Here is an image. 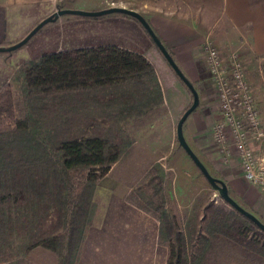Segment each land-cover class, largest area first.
Segmentation results:
<instances>
[{"label": "rangeland", "instance_id": "374dc122", "mask_svg": "<svg viewBox=\"0 0 264 264\" xmlns=\"http://www.w3.org/2000/svg\"><path fill=\"white\" fill-rule=\"evenodd\" d=\"M56 3V9L98 10V0H58ZM2 28L0 17V37L3 36ZM12 44H5L0 39V47ZM80 47H98V17L61 15L44 23L21 47L0 52V88L8 82L13 86L14 117L18 127L43 126L57 136L66 131L78 132L88 116L96 118L102 127L118 120L125 132L120 158L109 167L90 161L87 167L82 165L71 170L74 182L83 181L88 176L95 179L93 202L122 196L152 216L158 217L164 211L173 221L169 234L160 231L158 240L165 264H264V233H261L264 231L259 228L255 232L246 231L239 241L231 240L230 236L227 239L213 238V233L220 234L216 226L221 220L218 209L229 210L231 207L213 190L178 144L176 124L183 113L180 108L185 100L175 85L176 80L183 88L185 85L176 75L177 79L174 75H167L166 69L155 62L158 76L152 65L157 81L158 77L163 78L162 87L159 84L161 98L152 93L151 86L147 91L144 89L146 93L142 95L137 91L142 86L134 83L94 85L87 82L83 88L63 87L48 93L25 88L20 70L22 63L52 51ZM218 49L226 62L237 59L246 73L264 128V58L249 57L240 50L225 53ZM81 76L76 79L80 80ZM205 87L213 99L215 94L209 84L206 83ZM140 99L148 103L140 104ZM220 150L225 156L219 159L222 161L219 167H222L228 162L230 151L228 147H220ZM260 153L264 157V139ZM151 167L155 170L154 177L149 172ZM253 185L264 194V187ZM15 203L17 201L10 204ZM39 215L35 230L27 220H19L17 231L14 229L9 235L2 231L0 264H74L77 254L69 249L68 243L65 240L61 243L59 238L53 241L48 238L63 234L56 211L49 209ZM256 217L264 223L261 217ZM27 230L37 238L43 236L45 239L36 240L28 248ZM204 236L210 238V246L203 247Z\"/></svg>", "mask_w": 264, "mask_h": 264}, {"label": "crops", "instance_id": "0c3cea01", "mask_svg": "<svg viewBox=\"0 0 264 264\" xmlns=\"http://www.w3.org/2000/svg\"><path fill=\"white\" fill-rule=\"evenodd\" d=\"M57 1L0 0L3 21L0 39L5 44L20 40L56 10ZM109 7L140 13L194 85L199 104L183 124L186 141L208 171L224 180L230 196L264 220V194L244 178L240 159L232 146L228 162L219 167L220 157L225 156L213 139V127L221 114L204 50L205 44L210 42L225 53L235 50L249 57L264 58V0H98V10ZM104 45L140 53L154 66L158 76L155 62L166 69L167 75L178 78L135 18L123 14L98 17V46ZM162 81L163 78L158 77L161 87ZM206 83L215 94L213 99L209 97ZM175 85L184 97L180 108L184 112L192 96L178 79ZM162 92L166 94L163 89ZM121 198L94 201V212L74 264H165L158 242L162 231L160 221Z\"/></svg>", "mask_w": 264, "mask_h": 264}, {"label": "trees", "instance_id": "16d2710c", "mask_svg": "<svg viewBox=\"0 0 264 264\" xmlns=\"http://www.w3.org/2000/svg\"><path fill=\"white\" fill-rule=\"evenodd\" d=\"M20 70L25 88L42 93L63 87L83 88L87 82L94 85L134 83L142 86L137 90L142 95L151 86L152 93L161 98L152 64L142 54L115 45L52 51L22 63ZM80 74L81 79H76ZM12 87L8 82L0 88V234L17 231L19 220H27L35 230L40 212L52 209L56 211L63 234L48 238L52 241L59 238L61 243L65 240L77 254L94 212L95 179L88 176L74 182L71 170L82 165L87 167L90 161L105 167L117 161L125 144L124 128L116 119L102 127L96 118L88 116L78 132L66 131L54 136L43 126L21 129L14 117ZM138 101L148 103L144 99ZM5 117L13 122H7ZM154 171L153 167L149 170L153 177ZM16 201L18 204H10ZM218 210L221 220L216 226L220 234L213 233L214 239L230 236L231 240L239 241L246 231H259L232 207ZM157 218L163 232L169 234L172 219L164 211ZM25 233L28 248L36 240L45 239L37 238L31 230ZM203 239V247L210 246V238Z\"/></svg>", "mask_w": 264, "mask_h": 264}, {"label": "built area", "instance_id": "2783aa9c", "mask_svg": "<svg viewBox=\"0 0 264 264\" xmlns=\"http://www.w3.org/2000/svg\"><path fill=\"white\" fill-rule=\"evenodd\" d=\"M204 50L221 114L213 127V139L222 148L232 146L244 178L264 187V157L260 153L264 128L246 73L237 59L226 62L212 43L207 42Z\"/></svg>", "mask_w": 264, "mask_h": 264}, {"label": "water", "instance_id": "95a60500", "mask_svg": "<svg viewBox=\"0 0 264 264\" xmlns=\"http://www.w3.org/2000/svg\"><path fill=\"white\" fill-rule=\"evenodd\" d=\"M64 14H72L81 17H101L110 14H123L135 18L136 20H138V22H140V24L143 26V28L151 38L152 42L155 44V46L158 48L160 53L163 55V57L165 58L169 66L172 68L176 76L188 88L192 96L191 104L182 113L176 124V138L178 144L188 155V157L192 160V162L198 168L201 174L205 177V179L208 181V183L213 188V190L217 192L219 197L230 207H232L237 212H239L244 217H246L248 220L253 222L260 230L264 231V223L260 221L254 214L250 213L245 208H243L230 196L226 183L221 179L216 178L210 174V172L205 167L203 162L198 158V156L194 153V151L191 149L188 142L186 141L183 134V124L186 118L189 116V114H191L199 104L198 92L195 89L194 85L185 77V75L182 73L180 68L176 65L169 52L166 50L160 39L157 37V35L154 33L148 22L140 13L123 7H109L100 10H90V11L82 10V9H73V8H58L53 13H51L47 17L43 18L39 23H37L21 40L8 47H0V52H8L21 47L44 23L54 21L59 16Z\"/></svg>", "mask_w": 264, "mask_h": 264}]
</instances>
